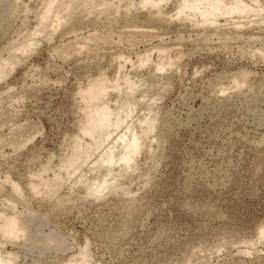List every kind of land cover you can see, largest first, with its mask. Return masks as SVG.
<instances>
[{
    "label": "rangeland",
    "instance_id": "374dc122",
    "mask_svg": "<svg viewBox=\"0 0 264 264\" xmlns=\"http://www.w3.org/2000/svg\"><path fill=\"white\" fill-rule=\"evenodd\" d=\"M87 1L53 0L39 26L46 0H0V55L20 34L40 30L30 51L1 67L0 213H21L33 232L61 240L31 249L0 236L1 251L14 264H76L82 253L86 264H264V10L219 16L221 26H211L177 17L178 0H159L156 9L98 0L81 9ZM62 8L66 21L52 29ZM100 79L113 118L131 110L125 123L139 132L145 116H157L127 171L88 162L109 152L125 123L96 151L80 135L82 92ZM128 83L136 89L126 97ZM77 135L81 152L94 153L78 176L93 189L106 180L100 197L75 174L66 181ZM58 172L52 197L29 189Z\"/></svg>",
    "mask_w": 264,
    "mask_h": 264
},
{
    "label": "bare ground",
    "instance_id": "6f19581e",
    "mask_svg": "<svg viewBox=\"0 0 264 264\" xmlns=\"http://www.w3.org/2000/svg\"><path fill=\"white\" fill-rule=\"evenodd\" d=\"M140 1H142L141 5H150V6L155 7V9H156V6H158L159 3H160L159 0H158L159 2L157 0H140ZM254 1L256 3L255 7L249 5L246 1H243V0H178L177 7H176V9H177L176 13L178 14L177 17L181 16L184 19H186V18L195 19L194 17H199L203 23H206V24H209V25L211 24V26H212V24H215V23H216V25H219L218 24L219 16H231L232 14H238V15L242 14V15H244V14H247L249 11H250L249 13H251L252 11H255L254 14L255 13L259 14L258 13L259 11L261 13V11L264 10L263 5H261L258 0H254ZM254 1H253V3H254ZM125 2H127V0ZM52 3H53V0H46L45 4L43 6L44 9H43V12H42L44 16H42V13H40L37 25L41 26L42 23L44 22L45 15L47 16L50 12H52ZM105 3H106V1L104 2V4ZM130 3L132 4V2H130ZM96 4H101V3L98 0H89V1H87L85 3H82L80 8L87 10V9H91V7L93 8L95 6H98ZM105 5H107V4H105ZM127 5L129 6L130 4H127ZM12 8H14V6ZM80 8H79V10H80ZM96 9H98V8H96ZM124 9H125V7H124ZM68 11H69V9H63L62 8V9H59V10H57L55 12V14L52 16L51 22H50L52 29L57 28L61 24V22H63V20H65V16L67 15ZM155 11L157 12V10H155ZM158 11H159V8H158ZM245 20H247V19H245ZM203 23H202V25H203ZM240 24L241 23H239V25ZM219 26H221V25H219ZM39 31H40L39 28H35L34 30L28 32L27 34H24V35L20 34L21 37L18 40L12 41L7 46V48L5 49L6 55H2V54L0 55V73H1V67H9L8 65L13 62L15 57H17L16 54H18V53L25 54V53H27L28 51L31 50L34 42L36 41V37L39 35ZM170 64H173L172 60L167 63V65H170ZM161 68H164L163 64L160 67H157V69H159V70ZM240 74H242V73H240ZM0 76H1V74H0ZM245 77L242 74L241 79L244 81ZM233 81H236V82L232 83V84H234V87L235 86L239 87L238 85L241 86V83H239L237 81V79L233 80ZM104 84H105V81H103L102 79H100L97 82H95V81L91 82V84L89 83V85L86 87V89L83 90L82 96H81L82 100L84 102L83 104L85 105V108H86V110H85V108H84V110L87 113L86 114L87 115V119H86V123H85L86 125H82L81 128H80V135L83 136L82 138H84V137H89L90 138V143L87 142L88 143L87 145H94L95 151L98 150L99 147L102 146L104 142H107L108 138L110 139V137L113 136V134L117 131L118 128L120 129L121 126L124 125V123L126 122L127 117H129V115H130L129 113H133L130 110L128 113L126 112V114L124 112L125 116H121L120 113L115 112V118H113L112 109H111V107L108 105V103L106 101V94H108L109 89L105 88ZM110 86H113V85L110 84ZM114 86H116V85H114ZM135 86L136 85L133 84V83H128L127 92L124 94V96L130 95L131 94L130 91H135V89H136ZM127 99H126V101H127ZM134 99H136V98H134ZM120 100H122V99H120ZM123 100H124V98H123ZM140 100L142 101L141 98H140ZM143 101H144V98H143ZM138 102L139 101L135 100L133 102V105L137 106ZM151 103H152V101H151ZM151 103H149V104H151ZM131 107H132V105H131ZM132 115H134V113ZM156 117L154 115L153 116H149V115L145 116L144 128L139 130V132L134 128L135 126H133L132 123L131 124L130 123H127V124L125 123L126 126L125 127L122 126V128L124 127L125 130L123 128L122 130H124V131L123 132L122 131L119 132L120 130L118 129L119 131H117L116 137L114 136L115 137V142L117 140H118V142L115 144V142L112 141L113 143L111 145H110L111 142L108 143L109 146L108 145L107 146H108V151L109 152L108 153H106L105 151L101 152L100 150H102V149H100L99 152H101V153L94 152V153H97V154H95L96 158L94 160L92 159L93 161L89 160L88 162L91 163V164L99 163L101 166H104V168H105V170L107 172H110L112 170L111 167H112L113 164H117V165L119 164V165L122 166L123 170L127 171L126 169L130 168L131 162L133 163L134 158L136 157V155L138 156V153L140 152V149L143 146L142 145L143 135L147 134V133L145 134V132H148V131L154 129V126L156 125L155 124L156 123L155 122L156 121ZM110 127L112 129L110 131H107L101 137L100 136L101 130L103 128H110ZM80 138H81V136H80ZM80 138L78 137V135H77V137L74 138V142L72 143V145H73V147H74L73 149H75V151L70 157H68L64 161V165L63 166L66 169V171H65L66 181H67V179H70V178L73 179L74 174H75V175H77L78 178H76V179L74 178L75 179L74 182L75 181L76 182H80V184L84 187V189L86 190V193H88V195L95 196V197H100V193L108 185V184L106 185V180L102 181L101 184L97 183L95 189H93V188H91V186H90L88 181L86 182L85 180L82 179V175L81 174H83V172H85V171H81L80 175H81V179L82 180L80 179V176H78V174L80 173L79 170L82 169L81 168V164L85 163L87 161V159H89L91 157V154L93 153L92 151L88 150L87 146L85 147L83 152H81V150L79 149L80 140H81ZM156 138L159 140L160 137L157 136ZM112 140H113V137H112ZM149 143H150V141H149ZM147 146H145V147H147ZM80 148H81V146H80ZM149 150H151V149H149ZM92 157H93V155H92ZM86 166H87V164H86ZM89 168H91V167H89ZM59 172L55 173L53 175V177H52V181L53 182L51 184L44 183V181L42 182V180H40L41 177H39V180H36V182L33 181L34 183H31L29 185L30 186L29 189L33 193H37L40 190L41 191L45 190V191H42V192L46 193L45 195L48 196V198L52 197L53 194H55L56 191H57L56 187H55L57 182L59 183V180H62V176L63 175L62 174L60 175ZM65 177H63V178L65 179ZM147 178L148 177H146V179ZM12 184H13L12 188L14 190L18 191L17 189L19 187L17 185H15L14 183H12ZM109 185H110V183H109ZM51 199H53V198H51ZM30 218L33 219V215ZM34 218H35V216H34ZM25 220H26L25 217H23V214L21 215V213L20 214H17V213H11V214L0 213V236L8 238V240H12V241H15V242L16 241H20V240L22 241V243L25 242V241H30L31 244H29V245L32 246V248L28 245V242L27 243L25 242V244H23V245H25V248H26V244H27L31 249H33L34 247H37V245L39 243H41V244L42 243H44V244L47 243V244H49L51 246H54V247H57V246L60 245L61 240L59 238H57L54 234L53 235H50V234L46 235L45 233L42 234V230L39 231L40 228L39 229H35L36 231L33 232L30 229V226H29L28 222L25 221ZM261 235H262V233H261ZM84 254L85 253H82V255H81L82 258H80L81 260H79L76 264H86L87 263V262H85ZM14 261L15 260H14V254L13 253L11 254V252H9V253L8 252H2L1 249H0V264H14ZM68 264H71V263L68 262Z\"/></svg>",
    "mask_w": 264,
    "mask_h": 264
}]
</instances>
